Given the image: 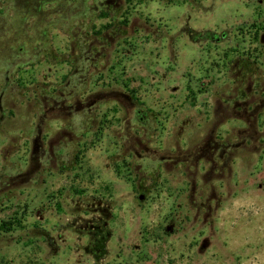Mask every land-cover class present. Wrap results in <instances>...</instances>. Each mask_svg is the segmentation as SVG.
I'll list each match as a JSON object with an SVG mask.
<instances>
[{"label":"rangeland","instance_id":"obj_1","mask_svg":"<svg viewBox=\"0 0 264 264\" xmlns=\"http://www.w3.org/2000/svg\"><path fill=\"white\" fill-rule=\"evenodd\" d=\"M42 5L0 0V176L56 143L0 189V264H264V0Z\"/></svg>","mask_w":264,"mask_h":264},{"label":"flooded vegetation","instance_id":"obj_2","mask_svg":"<svg viewBox=\"0 0 264 264\" xmlns=\"http://www.w3.org/2000/svg\"><path fill=\"white\" fill-rule=\"evenodd\" d=\"M263 40H264V38H263ZM110 95L123 98L124 100L129 101V102L131 101V98L128 95H125L124 93H121V92H115V93H111L109 95L97 96L93 100H91L87 106L89 108H91L96 103V100L110 96ZM1 98H0V101H1ZM72 108H73L72 106H67L65 101H62L61 103L55 102V103H53V105H51V107L43 115L42 123H45V121H47V119L49 118V114H51V113L53 114V113L69 111L65 114L70 115L72 113L71 112ZM76 110H78V109H76ZM244 113H246V109L244 110ZM2 120H3V117L1 116L0 117V123L2 122ZM41 138H42V130L39 127V130L37 132V138L35 139L34 147L32 150V158L31 159H32L33 165L31 166L30 170L26 171L25 173H20L13 178H9V180H6L7 177L5 175L0 176V189L3 192L10 190V188L18 182H24V181L30 180L33 175H36V173H38L40 171L41 166H42L41 161H45V160L49 161L50 159L55 157L54 146L56 143L53 140L52 141L50 140L48 142V149L45 150L43 147ZM212 142H213V139L209 140L208 145L206 146V149L203 151V154H201V156L199 158H202L204 153L206 151L208 152L209 150H212V152H216V151L221 149V151L225 152L226 147L224 145H219L215 141H214V143H212ZM145 151L148 152L149 149L145 148ZM10 183H12V184H10Z\"/></svg>","mask_w":264,"mask_h":264},{"label":"trees","instance_id":"obj_3","mask_svg":"<svg viewBox=\"0 0 264 264\" xmlns=\"http://www.w3.org/2000/svg\"><path fill=\"white\" fill-rule=\"evenodd\" d=\"M23 2L25 3V7H23V8H26L28 14H29V11H32L34 16H39L40 14L45 12V11H43L44 9H43V5H42L43 3H45V0H32L31 2H30V0H23ZM107 28H109V27H107ZM98 45L101 46L100 43ZM95 47L98 48L97 46H95ZM87 52H89L91 54H88ZM87 52H86V55L84 57V59L87 61L94 60L95 57L99 55V51L95 50L94 47L89 48V50H87ZM97 242L99 243V240ZM101 250H103V249H101ZM93 254L95 256L96 264H101L100 263L101 260H103L104 257L106 256V254L104 252L102 254H96V253H93Z\"/></svg>","mask_w":264,"mask_h":264}]
</instances>
